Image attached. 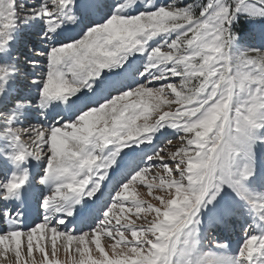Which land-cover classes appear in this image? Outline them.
<instances>
[{"label":"snow or ice","instance_id":"6c2138e0","mask_svg":"<svg viewBox=\"0 0 264 264\" xmlns=\"http://www.w3.org/2000/svg\"><path fill=\"white\" fill-rule=\"evenodd\" d=\"M101 7L0 0V156L14 165L0 177V264H264V193L249 183L264 143V48L238 50L232 27L241 14L264 17V0ZM35 20L47 51L35 53L46 71L29 77L34 105L10 92L22 69L7 58L20 23ZM54 102L55 119L25 126L30 108L46 115ZM170 130L180 143H158ZM29 159L45 161L37 184L49 190L26 228ZM229 192L259 215L235 253L215 237L205 252L203 209L217 207L224 223L236 214Z\"/></svg>","mask_w":264,"mask_h":264},{"label":"rangeland","instance_id":"374dc122","mask_svg":"<svg viewBox=\"0 0 264 264\" xmlns=\"http://www.w3.org/2000/svg\"><path fill=\"white\" fill-rule=\"evenodd\" d=\"M112 1H113L112 2L113 4H110L108 12L111 11V6L116 3V0H112ZM156 2L157 3H170L171 0H156ZM204 2H206V0H177V3H180V4H183V3L199 4V3H204ZM254 2H258V0H254ZM129 11L134 13L136 9L135 8L134 10L130 9ZM42 25H44L42 20H35L30 23L21 22L18 29L20 28V29H27V30L33 31ZM232 27L239 36V39L236 44V47L238 50H243L250 46L257 47V48H264V17L252 18V17H248L245 14H241L238 17V19L234 21ZM256 135L259 137H264V129H257ZM165 138L170 139L173 145H178L180 143V141L176 139V134L173 133L171 130L167 132L165 134V137L161 138V140L158 141V143L162 142ZM255 166H256V176L253 177V179L249 183H251L256 190L264 193V143H257L255 146ZM136 191L138 192L140 198L149 199L151 200L153 204L156 203V201L152 199V197L147 195L146 187L137 186ZM228 200L230 201L231 205L234 202H242V201L236 200L233 196H231L230 192L228 195ZM213 208H215V211H214L215 216L219 215L218 208L212 205H209L207 208L203 209V221H204L203 226L206 224V222H208L210 219L213 218V217L211 218L209 217L213 214ZM236 214L239 220H237V222L235 223L233 219L232 221L225 220L224 223H221V225H223L222 231L212 232V233L209 232L207 235H204L205 231L201 232L202 239H203V251L205 252L215 251V248L212 244L213 237H215L216 240L218 241L226 242L228 245H230L232 241L240 239V238L242 241L244 232L247 229L248 225L254 223L257 220V217L253 215L248 217L247 214H243L241 212V208H239L236 211ZM137 222L139 223L140 221H137ZM104 242H105V239L102 237V243ZM62 243H63L62 241L58 240V248H60V252L57 258H59L61 261H64L67 257L61 247ZM237 249L238 247H236L235 251H232L230 247V251L233 253H235ZM34 255L37 258L39 257L38 253H34Z\"/></svg>","mask_w":264,"mask_h":264},{"label":"bare ground","instance_id":"6f19581e","mask_svg":"<svg viewBox=\"0 0 264 264\" xmlns=\"http://www.w3.org/2000/svg\"><path fill=\"white\" fill-rule=\"evenodd\" d=\"M35 34V33H34ZM33 37H35L36 35H32ZM40 62H41V60H40ZM41 64V63H40ZM41 69H39L38 71H40ZM47 124V123H46ZM40 161V160H39ZM22 167H25V162H24V164L22 165Z\"/></svg>","mask_w":264,"mask_h":264}]
</instances>
